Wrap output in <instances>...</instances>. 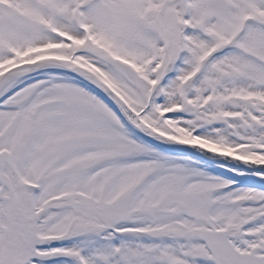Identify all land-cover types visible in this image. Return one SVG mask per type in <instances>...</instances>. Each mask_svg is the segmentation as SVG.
<instances>
[{
    "label": "snow or ice",
    "instance_id": "6c2138e0",
    "mask_svg": "<svg viewBox=\"0 0 264 264\" xmlns=\"http://www.w3.org/2000/svg\"><path fill=\"white\" fill-rule=\"evenodd\" d=\"M0 264H264V0H0Z\"/></svg>",
    "mask_w": 264,
    "mask_h": 264
}]
</instances>
